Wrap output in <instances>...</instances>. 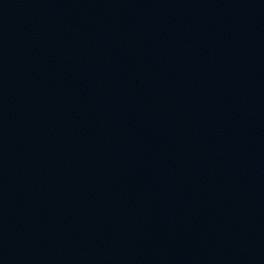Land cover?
Instances as JSON below:
<instances>
[{
    "label": "water",
    "instance_id": "water-1",
    "mask_svg": "<svg viewBox=\"0 0 264 264\" xmlns=\"http://www.w3.org/2000/svg\"><path fill=\"white\" fill-rule=\"evenodd\" d=\"M0 264H264V0H0Z\"/></svg>",
    "mask_w": 264,
    "mask_h": 264
}]
</instances>
